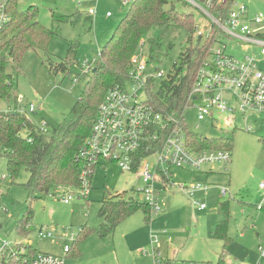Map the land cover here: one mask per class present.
Listing matches in <instances>:
<instances>
[{
  "label": "rangeland",
  "instance_id": "1",
  "mask_svg": "<svg viewBox=\"0 0 264 264\" xmlns=\"http://www.w3.org/2000/svg\"><path fill=\"white\" fill-rule=\"evenodd\" d=\"M193 1L199 3V0ZM236 2L246 7L249 20L264 13V0ZM172 3L177 12L192 14L196 23L201 22L203 13L196 6L184 0H169L166 10L170 9ZM130 5L123 6L115 0H99L97 15L90 21L86 18L90 3L78 6L72 0H17L19 11L35 7L39 22L55 30L57 35L48 53L26 52L17 74L15 97L0 100V117L16 108L27 112L29 104L33 103L36 113H26L29 119L38 125L48 123L51 129L59 126L64 116L86 95V84L92 72L84 79L74 81L77 76H84L78 63L88 61L94 64L97 54L111 40ZM107 13L112 16L107 17ZM54 14L68 16L71 21L59 23L53 18ZM252 30L264 34V24L253 25ZM157 35L155 30L144 37L147 50L149 38ZM187 38L185 31H174L170 39L165 40L163 49L156 52L155 66L164 75L172 71L180 53L189 46ZM198 39L194 37L193 46L198 44ZM169 41L173 43L171 49L168 47ZM220 41L223 43L221 45L227 46V53L235 58L256 56L260 69L264 70V57L260 56L258 48L223 37ZM2 43L0 41V45ZM204 44L202 41L201 46ZM71 45H74L75 51L68 55ZM71 59L74 64L69 66L70 74L64 75L55 70L58 65ZM98 94L93 95V101ZM17 96L24 97L22 103L17 102ZM247 120L252 125L250 132L245 131V123L240 116L235 120L237 130L225 126L224 122L213 129L206 122H198L195 111H192L187 118L190 130H197L208 139L233 140L231 163L205 167L204 171L213 170L207 180L204 178L208 189L206 193H197L194 198L181 194L176 187L195 184L197 173L173 168L174 187L169 186L161 191V213L158 216L150 215L147 219L144 211L139 210L106 237L93 233L82 238L75 246L77 256H69L66 264H152L149 256L157 248L164 257L177 261L218 264L224 254L226 264H264V207L259 208L264 194V190L260 189V185L264 184V115L252 116ZM154 161L151 158L148 160L150 163ZM3 176L7 177L6 181H2ZM29 176L23 170L18 178L13 179L7 169V160L0 153V224L2 235L19 243L22 239L16 236L15 227L31 208L33 216L30 223L34 232L26 243L31 242L29 244L43 254L62 255L64 247L73 245L82 228L97 230L102 223L98 213L104 200L128 201L135 198L142 202L141 196L135 194L143 187L136 174L113 162L101 161L94 169L87 196L90 203H86V197H80L81 189L64 188L55 196L33 200L25 187ZM223 188L227 191L226 196L222 195ZM67 194H72L74 198L69 204L63 202ZM194 201L204 204L207 209L199 211L193 205ZM225 202L229 212L227 234L231 239L227 245L225 241L211 237L215 226L224 219L220 206ZM40 228L45 233L50 232L52 238L39 237L37 232ZM155 237L159 238L156 245L151 239ZM169 237L172 239L170 243L167 241ZM142 250L149 256H142Z\"/></svg>",
  "mask_w": 264,
  "mask_h": 264
},
{
  "label": "built area",
  "instance_id": "2",
  "mask_svg": "<svg viewBox=\"0 0 264 264\" xmlns=\"http://www.w3.org/2000/svg\"><path fill=\"white\" fill-rule=\"evenodd\" d=\"M115 1L128 6L134 0ZM184 1L202 11L203 18L199 24L196 23L195 36L205 44L209 42V48L200 63L184 106L178 111H170L164 105L160 112L152 103L159 85L171 72L164 75L155 64H150L149 49H146V42L143 39L137 52L130 59L126 84L110 89L100 104L91 135L81 153L90 166L96 167L99 162L108 161L133 172L138 157L145 152L147 155L141 159L139 169L135 172L137 180L143 187L135 194L141 196L142 203L149 207L152 216L161 213V191L168 189L169 186L174 187L171 173L173 168L196 172V175L201 177L207 166L231 163L230 151L196 152L191 149L190 135H201L197 130L189 129L187 118L192 111H195L198 122H206L207 126L213 129L224 122L225 126L237 130L235 120L240 116L244 120L246 132L252 131V125L248 124L247 119L264 115V71L260 69L259 61L255 56L235 58L227 53V46L221 45L223 43L220 41L221 37L240 41L258 48L260 55L264 56V34L254 33L252 30L253 25L264 24V13L249 20L246 7L235 1L225 16L219 14L214 16L213 0H205L203 3ZM72 2L78 6L90 3L88 14L92 18L97 15L99 0ZM219 4L221 3L218 2L217 6ZM106 16L112 15L107 13ZM10 21L9 0H0V34ZM100 56L101 51L97 58ZM78 66L82 70V75H87L94 69V64L88 61L78 63ZM74 81H77V78ZM17 99L22 103L24 97L17 96ZM20 112L34 114L36 106L31 103L27 112L24 109H20ZM262 124L264 125V121ZM45 125V123L41 125L42 128ZM150 158L155 161L148 162ZM82 178L80 197L85 198L91 188L90 180L87 174ZM6 179L7 177L3 176L2 180ZM176 188L181 194L194 198L197 193H206L208 186L198 180L195 184H180ZM260 189L264 190L263 183ZM221 192L226 196V189L223 188ZM73 199L72 194H67L63 202L69 204ZM193 205L199 211L207 209L204 204L196 201ZM263 206L264 194L262 206L259 208ZM37 234L39 237L52 238V234L45 233L43 229ZM151 239L153 244L159 243L158 237ZM167 241L170 243L172 239L169 237ZM20 246V242H12L2 236L0 224V264H3L8 256L16 255ZM70 249V246L66 245L63 254L59 256L38 254L30 264H66ZM20 252L24 253L23 247ZM140 254L144 257L149 256L144 250ZM149 257L152 264H209L173 260L164 257L160 248L153 249Z\"/></svg>",
  "mask_w": 264,
  "mask_h": 264
},
{
  "label": "trees",
  "instance_id": "3",
  "mask_svg": "<svg viewBox=\"0 0 264 264\" xmlns=\"http://www.w3.org/2000/svg\"><path fill=\"white\" fill-rule=\"evenodd\" d=\"M199 1L205 2V0ZM235 1L213 0L212 14L225 16ZM218 2L221 4L217 6ZM168 4L169 0H134L131 3L127 15L116 27L111 40L101 49L100 58H96L94 62V69L86 84V95L69 114L64 116L59 126L51 129L46 123L42 128V124L38 125L18 108L0 117V153L7 160V169L13 179L18 178L23 170L29 173L25 187L33 200L55 196L63 188H81L84 174L88 175L91 187L96 167L88 165L81 153L91 135L98 108L110 89L126 84L130 59L137 52L140 41L152 31L156 30L158 35L148 40L150 64L157 62L156 52L163 49L165 40L170 39L174 31H185L188 36L189 46L180 53L179 61L173 65L168 78L159 85L152 101L160 112L164 105L170 111H178L184 106L200 63L209 48V42L202 47V40L199 38L198 44L193 46L195 16L177 12L174 3L169 10H166ZM9 11L11 21L0 34V41H3L0 45V100H11L15 97L18 87L17 74L26 52L48 53L49 46L57 35L55 30L46 28L39 22L38 10L35 7L19 11L17 0H10ZM55 15L53 18L59 23L71 21L68 16ZM86 18L90 21L93 19L88 11ZM168 44L171 49L173 43L169 41ZM74 49V45H71L68 55L74 54ZM73 62V59L67 60L55 70L64 75L70 74L69 66ZM85 76L87 75L77 76V81L84 79ZM98 92V98L93 101V95ZM189 141L191 149L196 152L219 150L232 152L233 148L232 139H207L201 135H190ZM144 153L138 157L133 169L134 173L138 171L141 159L147 155ZM35 194L39 196L34 197ZM85 200L86 203H90L87 197ZM220 207L224 219L215 226L211 237L225 241L227 245L231 241L227 234L229 218L227 202L222 203ZM139 210H143L149 219V207L135 198L128 201L120 199L101 202L98 213L99 218L102 219L100 227L93 231L82 228L72 242L67 259L69 256H77L75 246L82 238L93 233L106 237ZM32 216L33 211L29 208L26 216L19 220L15 234L22 239L20 244H25H21L18 253L8 256L3 264H30L38 254H41L32 245L26 243L34 232L30 223ZM21 247L24 253L20 252ZM218 264H226L224 254Z\"/></svg>",
  "mask_w": 264,
  "mask_h": 264
},
{
  "label": "crops",
  "instance_id": "4",
  "mask_svg": "<svg viewBox=\"0 0 264 264\" xmlns=\"http://www.w3.org/2000/svg\"><path fill=\"white\" fill-rule=\"evenodd\" d=\"M261 56V55H260ZM256 57V56H255ZM264 57V56H263ZM257 58V57H256ZM264 71V70H263ZM212 169H209V170H206L205 171V173L203 174V176H201V177H199V176H196L195 177V179H196V182L198 181V180H200V181H202V182H204V178H205V180H207V178L211 175V174H213L212 173ZM185 172H188V171H185ZM205 176V177H204ZM205 211V210H204ZM30 244H31V242H29Z\"/></svg>",
  "mask_w": 264,
  "mask_h": 264
}]
</instances>
